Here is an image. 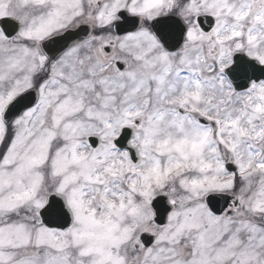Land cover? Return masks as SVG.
<instances>
[{
    "label": "snow or ice",
    "instance_id": "1",
    "mask_svg": "<svg viewBox=\"0 0 264 264\" xmlns=\"http://www.w3.org/2000/svg\"><path fill=\"white\" fill-rule=\"evenodd\" d=\"M0 264H264V0H0Z\"/></svg>",
    "mask_w": 264,
    "mask_h": 264
}]
</instances>
